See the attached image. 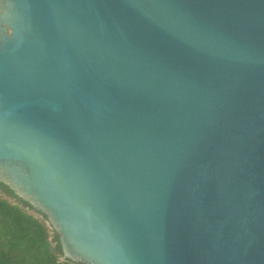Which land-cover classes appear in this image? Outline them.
Returning <instances> with one entry per match:
<instances>
[{"label": "water", "instance_id": "water-1", "mask_svg": "<svg viewBox=\"0 0 264 264\" xmlns=\"http://www.w3.org/2000/svg\"><path fill=\"white\" fill-rule=\"evenodd\" d=\"M0 182L84 264H264V0H0Z\"/></svg>", "mask_w": 264, "mask_h": 264}, {"label": "trees", "instance_id": "trees-1", "mask_svg": "<svg viewBox=\"0 0 264 264\" xmlns=\"http://www.w3.org/2000/svg\"><path fill=\"white\" fill-rule=\"evenodd\" d=\"M0 264H84L62 258L45 214L0 182Z\"/></svg>", "mask_w": 264, "mask_h": 264}]
</instances>
